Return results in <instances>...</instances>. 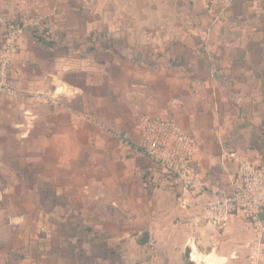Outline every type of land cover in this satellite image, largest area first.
<instances>
[{"label":"crops","instance_id":"crops-1","mask_svg":"<svg viewBox=\"0 0 264 264\" xmlns=\"http://www.w3.org/2000/svg\"><path fill=\"white\" fill-rule=\"evenodd\" d=\"M10 21L24 31L19 94L0 95V264L170 262L177 241L195 264H264L243 217L214 228L206 197L181 207L139 129H187L208 187L230 189V149L264 164V0H0V43Z\"/></svg>","mask_w":264,"mask_h":264},{"label":"built area","instance_id":"built-area-1","mask_svg":"<svg viewBox=\"0 0 264 264\" xmlns=\"http://www.w3.org/2000/svg\"><path fill=\"white\" fill-rule=\"evenodd\" d=\"M19 21L8 22L0 43V95L14 97L19 94L11 71L23 35ZM49 33V31H46ZM60 102L58 97L48 98L51 105ZM140 148L148 159L154 174L172 176L178 187L177 201L182 208L189 201L202 196V221L211 227L224 229L234 215L247 220L259 241L264 238V164L253 163L246 155L228 150L224 161L235 162L236 172L230 189L208 187L193 161L197 142L187 129L172 119L145 117L139 119ZM258 245V241H256ZM254 249L257 248L253 246Z\"/></svg>","mask_w":264,"mask_h":264},{"label":"rangeland","instance_id":"rangeland-1","mask_svg":"<svg viewBox=\"0 0 264 264\" xmlns=\"http://www.w3.org/2000/svg\"><path fill=\"white\" fill-rule=\"evenodd\" d=\"M185 244L183 242H176V249H173V251H169L168 259L164 260L162 258V255L165 256V252L161 251H146L144 250L142 260L139 261L140 264H195L193 261H191L190 257V251L184 247ZM199 258V257H198ZM215 264H225L226 260L216 257L214 259ZM240 264H246L244 263V260L239 262Z\"/></svg>","mask_w":264,"mask_h":264}]
</instances>
